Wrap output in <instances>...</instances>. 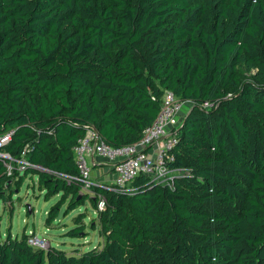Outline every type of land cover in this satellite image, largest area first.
<instances>
[{"label":"trees","instance_id":"1","mask_svg":"<svg viewBox=\"0 0 264 264\" xmlns=\"http://www.w3.org/2000/svg\"><path fill=\"white\" fill-rule=\"evenodd\" d=\"M164 90L189 103L172 185L138 176L132 194L82 191L71 148L85 128L132 144ZM8 131L11 167L25 161L43 200L57 198L43 225L87 203L102 245L41 249L7 231L0 264H264V0H0ZM14 175L0 161L2 203ZM85 217L62 237L83 233Z\"/></svg>","mask_w":264,"mask_h":264},{"label":"built area","instance_id":"2","mask_svg":"<svg viewBox=\"0 0 264 264\" xmlns=\"http://www.w3.org/2000/svg\"><path fill=\"white\" fill-rule=\"evenodd\" d=\"M188 108V102H183L170 91L164 90L153 121L143 128L137 141L121 147L107 145L92 127H86L83 135L71 148L72 161L82 183L81 190L87 191L89 187L97 185L91 178L95 161L108 165L112 183L106 187H112L118 193L132 194L135 191L132 182L138 176H145L150 184L171 186L173 179L179 174V171L168 166L173 158L171 151ZM201 108L206 110L209 105L203 103ZM10 136L11 131L0 135V161L7 174L14 160L2 147L9 142ZM26 166L28 164L25 161L16 162V168L21 172ZM103 207L104 200L98 197L96 209L100 211ZM26 241L41 249L49 246L36 236H27Z\"/></svg>","mask_w":264,"mask_h":264},{"label":"rangeland","instance_id":"3","mask_svg":"<svg viewBox=\"0 0 264 264\" xmlns=\"http://www.w3.org/2000/svg\"><path fill=\"white\" fill-rule=\"evenodd\" d=\"M8 171V175H12L13 172L16 175L12 176V180L9 181L12 191L10 200L7 203L0 202V238L5 236L7 231L12 237H18L23 234L24 230L27 236H36L48 245L61 248L66 252L76 249L80 253L91 248H100L102 238L98 235L96 222L94 228L89 226L94 214L87 203L66 216L59 214L56 221L46 228L43 225L45 214L57 198L52 197L44 201L43 193L36 188L34 176H24L18 168L14 167ZM76 213H84L86 216L83 221L85 225L83 233L73 239L62 237L63 232L72 227L71 218Z\"/></svg>","mask_w":264,"mask_h":264},{"label":"crops","instance_id":"4","mask_svg":"<svg viewBox=\"0 0 264 264\" xmlns=\"http://www.w3.org/2000/svg\"><path fill=\"white\" fill-rule=\"evenodd\" d=\"M93 177H95V179ZM91 178L96 183L100 182V184L103 186H106V185L110 186L112 183V175H111L108 165L104 163H100L98 161H95V164L92 166ZM100 184H97V185H100ZM23 233H25L24 230H23Z\"/></svg>","mask_w":264,"mask_h":264},{"label":"water","instance_id":"5","mask_svg":"<svg viewBox=\"0 0 264 264\" xmlns=\"http://www.w3.org/2000/svg\"><path fill=\"white\" fill-rule=\"evenodd\" d=\"M29 212V211H28Z\"/></svg>","mask_w":264,"mask_h":264}]
</instances>
